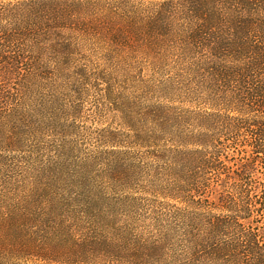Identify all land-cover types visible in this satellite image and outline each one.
<instances>
[{"label":"trees","instance_id":"1","mask_svg":"<svg viewBox=\"0 0 264 264\" xmlns=\"http://www.w3.org/2000/svg\"><path fill=\"white\" fill-rule=\"evenodd\" d=\"M90 93L121 213L46 147ZM0 204V264H264V0H0Z\"/></svg>","mask_w":264,"mask_h":264},{"label":"rangeland","instance_id":"2","mask_svg":"<svg viewBox=\"0 0 264 264\" xmlns=\"http://www.w3.org/2000/svg\"><path fill=\"white\" fill-rule=\"evenodd\" d=\"M70 92H63L62 96H69ZM71 99V98H70ZM99 99L97 94L90 93V95L84 97L85 108L81 112L79 116H77L75 126L69 127L67 126L64 129V133H61L58 136H48L46 139V147L54 150V146L57 148L56 150L59 152L61 156L60 160H58V165H61L63 168V173L61 175L60 187L67 188L71 191H77V187L79 182L76 180V176H79V172L82 170L80 166H82L85 162H88L89 159H93L105 152L108 147L104 143V135L107 131L112 127L120 126V116L116 114L113 117V113L110 110H99V107H95L97 100ZM97 106V104H96ZM58 140L55 145V140ZM65 143V147H64ZM62 146V147H61ZM53 156V153H50ZM106 162L108 163L107 156L104 157ZM96 164L86 170V172L91 173V183L93 185L99 186V191L105 194V198L101 200L98 204H115V209L119 210V212H123L122 210L126 209L133 201L129 196L127 197L126 193H130L138 198H142V204L147 203L146 197L143 191L140 190L136 185H132L133 189L123 190V188H119L114 191H106V185L110 183L106 180L107 173L105 171L106 167L102 166L101 162L98 160H94ZM106 163V164H107ZM100 182H104L100 186ZM113 186L110 184V189ZM106 192V193H105ZM117 204H120L118 207ZM13 204H0V219H1V209L9 208ZM121 217V216H120ZM1 258V256H0ZM35 263V260H31L27 258V263ZM39 263V262H38Z\"/></svg>","mask_w":264,"mask_h":264}]
</instances>
